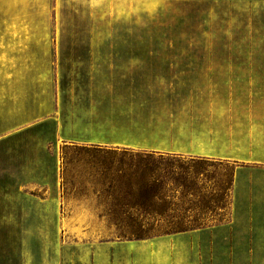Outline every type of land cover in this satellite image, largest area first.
<instances>
[{"label": "rangeland", "instance_id": "obj_1", "mask_svg": "<svg viewBox=\"0 0 264 264\" xmlns=\"http://www.w3.org/2000/svg\"><path fill=\"white\" fill-rule=\"evenodd\" d=\"M30 44L60 55L46 63L47 76L57 70L66 110L80 121L15 122L25 89L37 90L38 82L6 83L12 90L0 97V264H264V0H0V48ZM165 59L213 60L229 70L210 79L220 84L214 98L200 96L214 100L210 138L238 140L243 145L232 153L243 160L208 158L222 162L227 170L218 174L231 186L222 217L207 227L119 239L101 199L79 188V165H64L62 148L98 146L75 143L86 139L134 142L127 130L166 111L154 102L165 99L156 79L133 71ZM10 102L12 124L3 112ZM207 107L185 104L184 126L195 128Z\"/></svg>", "mask_w": 264, "mask_h": 264}, {"label": "trees", "instance_id": "obj_2", "mask_svg": "<svg viewBox=\"0 0 264 264\" xmlns=\"http://www.w3.org/2000/svg\"><path fill=\"white\" fill-rule=\"evenodd\" d=\"M70 150L74 159L67 158ZM61 158L64 165L72 161L79 165V188H87L101 199L102 213L117 237L128 241L207 227L222 217V200L231 186L218 174L227 170L222 162L202 157L132 148L64 146ZM64 173L65 169L63 187L68 182Z\"/></svg>", "mask_w": 264, "mask_h": 264}, {"label": "crops", "instance_id": "obj_3", "mask_svg": "<svg viewBox=\"0 0 264 264\" xmlns=\"http://www.w3.org/2000/svg\"><path fill=\"white\" fill-rule=\"evenodd\" d=\"M35 46L37 45L30 44L27 47H19L17 45L15 48H0V50L4 49L0 51V82L5 83L1 85L0 97H3V93L6 96V92L12 90V87L7 86L6 83L36 81L38 82L37 90H33L30 87L25 89L26 91H24L20 102L21 112L15 118V122L30 124L32 122L41 123L46 120H52L56 126H59L60 123L66 120V117L68 121L78 122L79 118L76 113H73L70 107L66 110V104L62 98V91L58 83L57 70L54 69L53 76L48 77L45 69L47 62H55L60 58V55L52 51L46 52V50H55V48L42 47L45 45H40L41 47ZM39 50H44V52L41 53ZM40 61L43 64H39ZM184 62L191 61H184V59L158 60L152 65L147 64L148 69L133 71L135 73L138 72L137 75L145 74L156 79L155 81L157 82L154 84V88L164 93L165 99H155L154 102L162 105L164 112L166 111L164 115H157L158 117L154 122L151 118L147 124L144 123L139 127H134L132 130H127L126 134L131 133L128 136L136 139L134 142L123 140L109 142L107 138L104 141L86 139L75 143L104 147H135L139 150L176 154L183 157L243 160L242 157L234 154L237 150L236 148L243 145L241 142L231 139L220 141L210 138L215 137L212 133L214 130L212 124L215 121L213 118L215 110L212 108L214 100H206V98H201L200 96L202 92H209L208 95L214 98L212 92L219 90L220 84L210 79H213L219 72L229 70H222L221 64L214 63L213 60L204 61L211 62L206 64ZM196 62H199V60ZM35 66L37 68L34 73L31 69ZM114 71L116 73L119 72V68H114L112 72ZM191 75L202 76L204 79H202V82L184 81V76ZM171 92L172 95L170 96ZM201 102H208V107L200 111V116L196 119L197 123L195 122V128H191V126L186 128L183 123L185 104L196 106ZM12 106L13 104L10 102L8 109L3 110V112L8 110L11 114L10 124L14 120ZM188 113L191 114V110ZM116 132L121 136V129H117ZM204 138L213 140L210 143H196L199 139Z\"/></svg>", "mask_w": 264, "mask_h": 264}]
</instances>
